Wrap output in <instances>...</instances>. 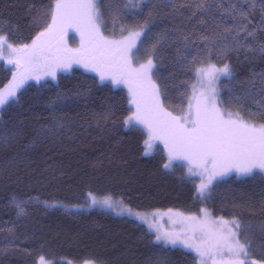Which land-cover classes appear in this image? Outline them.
<instances>
[{
	"label": "trees",
	"instance_id": "obj_1",
	"mask_svg": "<svg viewBox=\"0 0 264 264\" xmlns=\"http://www.w3.org/2000/svg\"><path fill=\"white\" fill-rule=\"evenodd\" d=\"M54 3L0 0V35L31 44L51 23ZM99 8L107 37L143 32L134 61L154 60L162 103L172 113L187 110L194 68L226 63L232 77L220 83L219 106L264 124L259 0L254 7L250 0H101ZM9 70L0 62V88ZM16 101L0 111V264H199L195 254L157 242L135 220L73 209L91 195L141 212L207 207L217 218L237 220L246 258L264 264V174L232 175L200 198L182 164L165 169L164 149L146 155V131L125 126L127 93L81 70L56 83H30Z\"/></svg>",
	"mask_w": 264,
	"mask_h": 264
},
{
	"label": "snow or ice",
	"instance_id": "obj_2",
	"mask_svg": "<svg viewBox=\"0 0 264 264\" xmlns=\"http://www.w3.org/2000/svg\"><path fill=\"white\" fill-rule=\"evenodd\" d=\"M128 2L135 4V0ZM139 2L144 3L145 0ZM259 2L264 4V0ZM100 3L101 0H55L51 23L31 45L15 48L8 43L7 37L0 35V53L6 45L12 53L8 63L22 69L19 78H13V87L0 93V110L9 103L17 102L16 92L27 80L39 81L43 76L54 78L57 69L67 70L76 64L96 72L101 81L111 80L114 85L128 87L129 104L134 106V111L124 121L125 126H142L146 131V155L152 150L153 141L163 143L168 160L163 165L165 169L170 168L173 161H187L188 172L203 177L197 188L200 197L209 193L213 180L231 172L249 176L259 170L264 174V124L247 122L239 113L222 110L217 105L215 81L220 76L231 79L230 66L225 63L222 68L211 64L207 68H194L200 87L192 85L187 110L182 109V115L174 116L164 108L160 90L151 78L153 61L148 59L138 68L132 66L130 52L142 32H129L120 40L105 36L101 31L104 17ZM255 3L256 0H250L251 7ZM241 16L247 18L243 11ZM69 28L80 34L79 48L67 46L64 36ZM203 39L211 42L209 37ZM260 51L264 53V46ZM0 59H3L2 55ZM260 78L264 84V73L260 74ZM261 91L264 92V88ZM93 203L109 208L120 207L110 198L102 201L93 198ZM125 212L147 220V216L121 208L120 214ZM176 215L178 222L185 225L183 237L179 233L161 232L158 228L156 241L171 245L179 243L191 249L200 264H208V261L211 264H245L240 257H247L248 249L239 238L241 225L237 220L221 218L210 222L207 213L204 220L194 216L184 217L179 213Z\"/></svg>",
	"mask_w": 264,
	"mask_h": 264
},
{
	"label": "rangeland",
	"instance_id": "obj_3",
	"mask_svg": "<svg viewBox=\"0 0 264 264\" xmlns=\"http://www.w3.org/2000/svg\"><path fill=\"white\" fill-rule=\"evenodd\" d=\"M101 31L103 32V27H101ZM138 31H140V30H138ZM132 32H137V31H132ZM140 32H142V31H140ZM103 34H104V32H103ZM126 36H128V34ZM142 37H143V32H142V35L139 37V39H137L135 41V47H133L131 49V52H130V58H131V61H132V66L134 68H138L141 65V64L135 63V61H134V53L137 50V48L139 47V44L141 42ZM122 38L123 37H121V38H110V39L120 40ZM7 41H8L9 44H11L15 48L22 47V46H19V45H15L9 39H7ZM31 44H29V45H31ZM79 47L80 46L77 45V44L74 45V46L73 45L70 46V48H72V49H76V48H79ZM0 55L3 56V59H0V62H3V63H5L8 66H11V70H9L7 72V74H6V72L5 73H2L4 76L6 75L7 76V79H8V80L6 79L7 82L3 85V87L0 88V93H5L11 87H13V85L15 83L13 78L16 77L18 79L19 78V75H20V72H21L22 69L18 68L17 65H15V64L12 65V64H9L8 63V60L12 57V53L10 52V50L8 49V47L6 45L3 48L2 53H0ZM151 60L153 61V65H154V67L152 69V72H151V78H152L153 82L157 85V87L159 88V84L157 83V81H156V79L154 77L155 62H154L153 59H151ZM145 63H147V61L144 62V63H142V64H145ZM203 67L207 68L208 65L203 66ZM215 67L216 68H222V67H217V66H215ZM75 70H81V71H83V72H85L87 74H91V75L95 76L99 80V82L102 83V84H106V85H108L110 87H113L115 89L124 90L127 93L128 97H129V91H128V87L126 85H124V84L114 85L111 82V80L101 81L99 79V76H98V74L96 72L87 70V69H85L84 67H82L80 65L73 64L72 67L70 69H67V70L57 69L56 70V75H55L54 78L52 76H43L39 81H37L35 79H29V80H27L23 84V86L17 90V92H16V99H17L18 94L20 93V91L22 89H24L30 83L41 84V83L48 82V81L53 82V83H56L58 81L60 75H67V74H70V73L74 72ZM226 78L227 77L220 76L219 79L215 81V85L214 86H215V88L217 90V97H216V99H217V105L218 106H219L220 83H221L222 80H224ZM196 85H197L198 88L200 87V84L198 83V81H197V84ZM159 90H160V88H159ZM160 94H161V91H160ZM161 101H162V96H161ZM130 106H131V114H132V111H134V106H132V105H130ZM164 108L168 112H171L165 106H164ZM172 114L174 116H180V115H176L174 113H172ZM138 127L139 128H142V126H138ZM130 128H133V127H130ZM158 148L164 149V151L167 154V148H165V146L163 145V143L161 141L157 140V141H153V148H152L151 151H149L148 155H153ZM145 151H146V146H145ZM177 164H182L185 167V169L187 171V174L189 175L190 178L193 179V181H194V183L196 185V188H198L199 185H200V183H201V180L203 179V177H201L199 175H196V174H190L188 172V163H187V161H179V160L173 161L172 162V165L170 166V168L171 169L174 168ZM256 171L259 172V170H256ZM232 175H235V176L240 177V178L241 177H247V176L240 175V174H238L236 172H231V173H229L225 177H218L217 179L213 180L212 184L209 186L210 187V191H211L212 187L217 182H219V181H221L223 179H226V178H228V177H230ZM210 191H209V193H210ZM209 193L205 197H203V198L200 197V196L199 197L202 198V199H205L209 195ZM93 198H95L97 201H102L103 199H105V198H100V197L91 195L89 197L88 203L85 206L73 207V209H75L77 211L101 210V211L113 213V214H115V215H117L119 217H125V218H129V219L135 220L138 223L144 225L155 237L157 235V229L158 228L160 229L161 232H174V233H179L183 237V235H184L183 230L185 229V225L178 222L179 217L176 215L177 213L181 214L184 217L194 216V217H197L199 220H204L205 219V213H207V219H208V221L211 222V221H219V220H221V218L215 217L207 207H203L202 210L200 212H198V213H186V212H181V211H177V210H160V211H151V212H141V211H135V210L127 207L126 205H124L121 201L115 200V199L110 198V197H108V198H110L114 203H118L120 207H117V208H109L107 206L102 205L101 203H93ZM121 208L131 209L133 213H137L138 212L141 215L147 216V220H141V219H139L135 215H129L127 212H125L124 214H120ZM224 220H228V219H224ZM229 221H231V220H229ZM159 243H162V244H164V245H166L168 247L183 249V250H186V251H189V252H192L193 254H195L191 249L185 248L183 245H181L179 243L176 244V245L165 244L162 241L159 242ZM240 259L244 260L245 261V264H248V262H249V260L246 257H244L243 255L240 257ZM198 262L200 264L199 259H198ZM39 264H49V262L47 263L44 260H42V261H40ZM81 264H90V262H84V263H81ZM208 264H211V261H208Z\"/></svg>",
	"mask_w": 264,
	"mask_h": 264
},
{
	"label": "flooded vegetation",
	"instance_id": "obj_4",
	"mask_svg": "<svg viewBox=\"0 0 264 264\" xmlns=\"http://www.w3.org/2000/svg\"><path fill=\"white\" fill-rule=\"evenodd\" d=\"M64 40L69 48L76 44L80 46V34L74 28H69L67 30Z\"/></svg>",
	"mask_w": 264,
	"mask_h": 264
}]
</instances>
